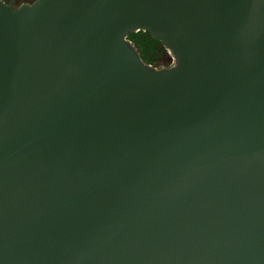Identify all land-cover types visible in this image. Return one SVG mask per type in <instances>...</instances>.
Wrapping results in <instances>:
<instances>
[{
  "label": "water",
  "instance_id": "95a60500",
  "mask_svg": "<svg viewBox=\"0 0 264 264\" xmlns=\"http://www.w3.org/2000/svg\"><path fill=\"white\" fill-rule=\"evenodd\" d=\"M0 264H264V0H0Z\"/></svg>",
  "mask_w": 264,
  "mask_h": 264
},
{
  "label": "trees",
  "instance_id": "16d2710c",
  "mask_svg": "<svg viewBox=\"0 0 264 264\" xmlns=\"http://www.w3.org/2000/svg\"><path fill=\"white\" fill-rule=\"evenodd\" d=\"M126 39L133 44L141 60L151 66L155 67L162 55L168 53L161 42L151 37L147 31L129 32Z\"/></svg>",
  "mask_w": 264,
  "mask_h": 264
},
{
  "label": "rangeland",
  "instance_id": "374dc122",
  "mask_svg": "<svg viewBox=\"0 0 264 264\" xmlns=\"http://www.w3.org/2000/svg\"><path fill=\"white\" fill-rule=\"evenodd\" d=\"M33 1V0H32ZM172 63V58L169 53H165L162 55V57L159 59L155 67H168Z\"/></svg>",
  "mask_w": 264,
  "mask_h": 264
},
{
  "label": "flooded vegetation",
  "instance_id": "af4514ba",
  "mask_svg": "<svg viewBox=\"0 0 264 264\" xmlns=\"http://www.w3.org/2000/svg\"><path fill=\"white\" fill-rule=\"evenodd\" d=\"M5 3L10 4L11 6H20L22 4L31 3L32 0H3Z\"/></svg>",
  "mask_w": 264,
  "mask_h": 264
}]
</instances>
